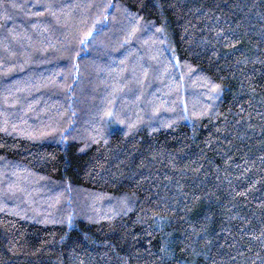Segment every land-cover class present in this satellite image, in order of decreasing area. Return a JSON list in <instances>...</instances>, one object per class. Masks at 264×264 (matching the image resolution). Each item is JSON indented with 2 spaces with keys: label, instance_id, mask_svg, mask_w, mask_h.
Instances as JSON below:
<instances>
[{
  "label": "trees",
  "instance_id": "16d2710c",
  "mask_svg": "<svg viewBox=\"0 0 264 264\" xmlns=\"http://www.w3.org/2000/svg\"><path fill=\"white\" fill-rule=\"evenodd\" d=\"M0 264H264V0H0Z\"/></svg>",
  "mask_w": 264,
  "mask_h": 264
},
{
  "label": "snow or ice",
  "instance_id": "6c2138e0",
  "mask_svg": "<svg viewBox=\"0 0 264 264\" xmlns=\"http://www.w3.org/2000/svg\"><path fill=\"white\" fill-rule=\"evenodd\" d=\"M89 35H91V33H89Z\"/></svg>",
  "mask_w": 264,
  "mask_h": 264
}]
</instances>
